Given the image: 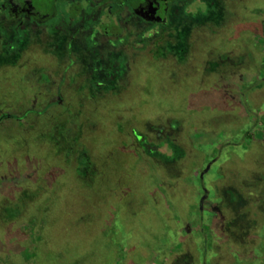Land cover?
I'll return each instance as SVG.
<instances>
[{"label":"rangeland","instance_id":"1","mask_svg":"<svg viewBox=\"0 0 264 264\" xmlns=\"http://www.w3.org/2000/svg\"><path fill=\"white\" fill-rule=\"evenodd\" d=\"M192 5L182 60L124 46L114 93L0 59V264H264V0Z\"/></svg>","mask_w":264,"mask_h":264},{"label":"flooded vegetation","instance_id":"2","mask_svg":"<svg viewBox=\"0 0 264 264\" xmlns=\"http://www.w3.org/2000/svg\"><path fill=\"white\" fill-rule=\"evenodd\" d=\"M193 1L0 0V59L15 53L16 59L6 60L22 61L31 48L48 61H74L68 62V69L70 77L80 78L78 89L93 96L96 91L114 93L122 88L115 84L126 80L130 67L121 55L124 46L143 52L147 61V52L150 55L164 42L162 55L182 60L184 51L190 49L183 32L187 18L196 14L190 10ZM49 74L39 73L37 79L46 81ZM55 102L62 104L61 98Z\"/></svg>","mask_w":264,"mask_h":264},{"label":"trees","instance_id":"3","mask_svg":"<svg viewBox=\"0 0 264 264\" xmlns=\"http://www.w3.org/2000/svg\"><path fill=\"white\" fill-rule=\"evenodd\" d=\"M4 118H7L6 114H2L0 116V119H4ZM136 137L139 143V147H141L142 150L145 153H147V156H149L150 158H154L162 162L169 163V162H175L176 160L183 158L185 155L184 151L179 146L173 144L171 141H168L167 143L171 154L165 155V154H161L158 151H156L153 146L146 144L147 140L144 137V135L138 134L136 135ZM6 214L9 219L14 218V214H12L10 210H7Z\"/></svg>","mask_w":264,"mask_h":264}]
</instances>
